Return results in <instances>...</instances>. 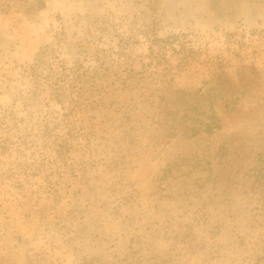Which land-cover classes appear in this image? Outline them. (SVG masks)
Returning a JSON list of instances; mask_svg holds the SVG:
<instances>
[{
	"label": "rangeland",
	"instance_id": "1",
	"mask_svg": "<svg viewBox=\"0 0 264 264\" xmlns=\"http://www.w3.org/2000/svg\"><path fill=\"white\" fill-rule=\"evenodd\" d=\"M261 153L264 0H0V264H264Z\"/></svg>",
	"mask_w": 264,
	"mask_h": 264
},
{
	"label": "trees",
	"instance_id": "2",
	"mask_svg": "<svg viewBox=\"0 0 264 264\" xmlns=\"http://www.w3.org/2000/svg\"><path fill=\"white\" fill-rule=\"evenodd\" d=\"M213 127H218V123H214ZM206 129L211 130L212 127L208 125ZM253 176L258 179L262 180L263 185H264V153H261L257 157V162L256 165L253 167L252 172Z\"/></svg>",
	"mask_w": 264,
	"mask_h": 264
}]
</instances>
